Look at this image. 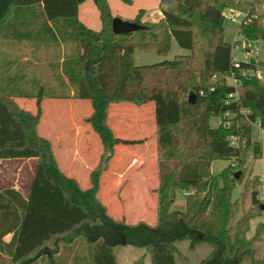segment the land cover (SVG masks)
Masks as SVG:
<instances>
[{
    "label": "trees",
    "instance_id": "obj_1",
    "mask_svg": "<svg viewBox=\"0 0 264 264\" xmlns=\"http://www.w3.org/2000/svg\"><path fill=\"white\" fill-rule=\"evenodd\" d=\"M83 0H0V41L34 39L42 31L75 45L70 59L63 60L62 73L74 88V97L88 100L91 113L85 119L98 136L104 150L96 168L89 172L90 185L59 167L51 142L37 130L42 108L37 94L35 111L21 107L17 94L0 85V159L36 158V166L26 198L12 188L0 190V264H74L72 247L81 240L86 264H117L116 247L145 248L152 264H176V244L188 241L190 247L206 243L211 251L198 264H264L253 243L264 230L258 224L252 237H246L249 213L244 214L235 232L231 226L238 198H232L236 183L247 173L246 163L262 154L253 138L252 127L264 128V81L248 75L238 76V100L226 103L233 87L224 74L231 68L230 43L224 40L221 11L240 7L241 0H169L174 10H162L156 21H143L140 9L131 20L140 29L115 34L112 14L106 0H94L101 28L86 26L78 19ZM130 1V0H125ZM52 28L56 30L53 33ZM249 39H264V22L252 19L242 26ZM20 35V36H19ZM55 35V36H54ZM187 49L170 60L136 65L135 49L164 55L171 40ZM242 68L264 70V61L243 63ZM209 87H214L208 92ZM207 91L200 95L199 91ZM195 94L192 102L188 95ZM57 96V95H56ZM61 96V95H58ZM154 105L155 150L159 185L156 220L128 223L124 216L109 214L98 193L103 171L117 144L140 143L117 137L109 122L111 105L127 103ZM242 109L246 110L245 113ZM232 112L225 126L224 113ZM112 112V111H111ZM214 116L220 120L210 124ZM236 137L231 143L229 136ZM252 151L250 158L249 151ZM215 159L228 160L218 178L211 173ZM239 171L238 178L235 173ZM260 176L254 178L251 202L260 210ZM176 190L183 192L184 211L170 209ZM12 233L7 243L3 238ZM71 250V251H70Z\"/></svg>",
    "mask_w": 264,
    "mask_h": 264
},
{
    "label": "crops",
    "instance_id": "obj_2",
    "mask_svg": "<svg viewBox=\"0 0 264 264\" xmlns=\"http://www.w3.org/2000/svg\"><path fill=\"white\" fill-rule=\"evenodd\" d=\"M161 1L167 3L172 2ZM162 10L164 9L158 8L145 11L141 19L143 21H156L162 16ZM134 17L135 15L133 16L132 14L125 16L127 20H132ZM78 19L92 29L98 30L101 28L98 27V24L94 19L92 20L91 17L86 16V13H82L79 6ZM39 28L40 30L42 29L41 26ZM39 28L36 26L34 39L17 40L6 36L4 40L0 41V85H8L10 90L17 94H30L31 96L29 97L16 95L14 99L21 107L32 112L35 111L36 108V98L33 97L32 94L38 93V87L47 84L57 86L59 91L51 92L52 94H55L54 96L50 97L44 95L41 98L42 113L37 125V130L40 135L46 137L51 142L55 157L63 172L74 176L78 181L82 179L86 180V173L91 169L92 158L94 157L93 154H91L90 149L92 146H97V139L93 134L94 131L85 121L91 113V105L88 100L77 99L74 97V88L69 84L67 77L62 73L63 60L70 59L75 52V45L69 39H67V41H62L61 39H58L57 35H54L55 38H57L56 42L58 43V47L55 48L48 42L44 41L42 31H37ZM52 31L56 34L54 28H52ZM54 48L55 53L53 54ZM144 53L149 54L148 52L139 49L134 50L133 60L136 65L153 64L164 60L161 59L155 62L150 61L152 63H145L146 59H153L147 58L151 56H147ZM52 55L58 60L57 63H60V66H58V77L50 81L49 79L52 76V73L50 72L52 65L51 59L53 58ZM118 105L119 106L113 110L112 115L111 110H109V117L112 116V122L114 125H112V123L110 124L114 132V126L120 132L119 136L115 135L121 137L123 134H129L127 137L121 138L141 140L140 143L131 144L134 146L135 144L139 145L140 147L138 149L141 150H148L151 147H154L156 145V140L154 141V138L150 144L149 136H151V131L155 136V125L150 126V124H146L143 119L136 117V124L132 126L131 123H128L127 119H130L133 115L137 116V113H139L140 110L134 106H126L129 105L127 103H119ZM256 126L260 128L256 136L253 134V138L260 142L261 150L263 152L262 141H264V128H261V126L258 125ZM144 158V154L141 153L140 159L143 162V167L146 164ZM29 159H33V162L32 164H29L26 169L24 168L25 165L22 166L15 163L16 161H30ZM135 161H137V159ZM35 166L36 158L0 159V190L12 188L19 191L21 195L26 198L33 178ZM132 166V164L129 165L127 170L123 172H116L115 177L110 179L107 178V180L115 181L117 187H119L120 183L126 181V179L129 180V178L132 180V186L133 182L137 186H139L140 182L146 184L148 179L145 173L142 172V168L140 174H137L136 176L132 174L129 176L128 173L130 172L127 171ZM260 178L261 181L264 182V178ZM124 203L129 207L128 210L137 205L144 207V204H146L143 197L138 200L135 199ZM254 216L257 215H250L247 221V238L252 237L258 224L264 222V220L257 221L253 225L252 233H250L252 227L250 219ZM11 235L12 233L5 235L3 242L7 243L10 240Z\"/></svg>",
    "mask_w": 264,
    "mask_h": 264
},
{
    "label": "rangeland",
    "instance_id": "obj_3",
    "mask_svg": "<svg viewBox=\"0 0 264 264\" xmlns=\"http://www.w3.org/2000/svg\"><path fill=\"white\" fill-rule=\"evenodd\" d=\"M108 6L110 8V12L113 17H119L123 20H127L125 16L127 15H136V13L143 9L145 11L155 10L158 8L174 10L176 8L175 2H163L161 0H106ZM79 7L81 8L82 13H86V16L91 17V19L97 22L98 27H101V21L99 18L98 8L95 4L94 0H83ZM223 29H224V40L228 43H232L236 39V32L238 30V26L236 24H232L228 21H223ZM59 39V38H58ZM47 42L51 44L53 47H58V43L55 41L54 38H48ZM55 48L54 52L55 53ZM179 51V52H178ZM188 50L181 48L177 45L176 41L172 39L169 51L164 55L158 54H146L147 58H152L153 60L146 59L145 63H152L153 61H158L161 59L168 60L172 59L175 54H184L187 53ZM53 58L51 59L52 65L50 72L52 73L50 81L54 80V78L58 77L59 75V68L60 63H57L55 56L52 55ZM257 60L264 61V43L259 45L257 54L255 55ZM138 61V59H137ZM152 61V62H150ZM261 80L264 81V70L261 71ZM44 93H50L52 91H59L56 85L47 84L44 86H40ZM38 87V90H40ZM125 105V104H122ZM121 105V106H122ZM119 106L117 104H113L111 106V115L113 110ZM126 106H134L137 108L139 113L137 116L133 115L130 119H127L128 123L135 125L136 124V117L139 119H143L146 124L154 125L153 119V110L154 105L152 102L145 103L140 106H135L133 104H129ZM220 119L217 117L212 116L210 118V124L215 126ZM110 123L113 124L112 116L109 117ZM141 123V122H140ZM130 128V127H129ZM260 128V127H259ZM259 128L256 125L252 127V135L257 134ZM262 128V127H261ZM115 134L119 136L120 132L114 126ZM153 129V128H152ZM94 136L97 139V146H92L90 149L91 154H93L91 169L86 173V180H79L82 187H87L90 185L89 181V172L98 166L100 161V155L103 152L105 157L103 161L100 162L101 167H103L106 163L107 155L109 153V149L104 150L103 146L101 145L96 133ZM129 134H123L121 137H127ZM155 138L154 133L151 131V136H149L150 144L152 140ZM155 141V139H154ZM263 143V150H264V141ZM139 145H131V144H118L114 148V154L111 158L108 167L106 170L103 171V175L101 178V187L98 193V196L102 200V202L107 206L109 214L116 218H121L124 216V219L128 223H136L138 221H145L149 224H154L156 220V201H157V192L154 189L159 185L160 176L158 175V165L156 163V150L155 146L151 147L148 150H141L138 149ZM72 153V152H71ZM143 153L145 158L146 164L143 167V162L140 159V154ZM137 159V161H135ZM30 161H16L15 163L24 166L26 169L29 164H32L33 159H29ZM91 160V159H90ZM230 161L223 160V159H215L211 163V173L218 178L220 171L225 168ZM133 165L131 168L128 169L127 172L129 176L132 174L136 176L140 174L141 168L142 172L145 173L147 176L146 184H142L140 182L139 186L135 185L132 180L126 179L120 183L119 187L115 181H108L110 178L115 177L116 172H123L127 170L129 165ZM246 170L247 173L241 176V180L236 183L235 189L233 191L232 198H238V204L236 212L233 216L231 230L234 233L238 227V223H236L241 217L249 213L250 215L256 214L250 219L251 224V231L253 230V225L260 220H264V210H260L256 205H253L251 202L250 192L254 187V178L255 177H263L264 178V151L262 152L260 157L254 158L246 163ZM107 172V173H106ZM107 178H109L107 180ZM113 182V183H112ZM137 186V187H136ZM124 188V189H123ZM257 190L259 193L262 194L264 192V182L259 181L258 185H256ZM141 197L144 198L145 203L144 207L137 205L136 207H129L126 206L124 202L132 201L135 199H140ZM264 204V200L261 201ZM185 208V198L183 196V192L180 190H176L175 201L171 205L170 209L184 211ZM263 215V216H259ZM177 252L175 254L176 264H198L200 260H202L210 251L211 247L206 244L202 243L196 245L194 247H190L188 241H181L176 244ZM253 246L257 249L259 255L264 258V230L258 236V239L253 243ZM83 241L79 240L74 247H72V256L74 257V264H86L85 262V251L83 249ZM71 251V250H70ZM116 259L117 264H152L150 260V255L145 248L142 247H135L132 245H120L117 246L116 249ZM5 256L0 254V258H4ZM45 257H41L42 264H45ZM68 264L69 261H68Z\"/></svg>",
    "mask_w": 264,
    "mask_h": 264
},
{
    "label": "built area",
    "instance_id": "obj_4",
    "mask_svg": "<svg viewBox=\"0 0 264 264\" xmlns=\"http://www.w3.org/2000/svg\"><path fill=\"white\" fill-rule=\"evenodd\" d=\"M169 1V0H164ZM242 5L240 7H226L221 11L222 20L228 21L232 24L238 26L236 32V39L230 43V61L231 68L224 74L227 82L233 87V92L227 95L225 100L226 103L231 101L238 100V76L239 75H248L261 78V70L255 68H242L243 63H249L253 60H257L255 55L257 54L259 45L264 43V39H249L245 36L242 31V26L247 25L252 19H259L264 22V0H241ZM263 61V60H262ZM214 87H209L208 92H212ZM207 91L200 90L199 94L203 95ZM242 112L245 113L246 110L242 109ZM235 113L225 112L223 117V124L225 126L230 125V118H232ZM253 125H259L258 122H255ZM229 139L231 143H236V137L230 135ZM249 156L252 158V151H249ZM260 201L264 200V192L259 193Z\"/></svg>",
    "mask_w": 264,
    "mask_h": 264
},
{
    "label": "water",
    "instance_id": "obj_5",
    "mask_svg": "<svg viewBox=\"0 0 264 264\" xmlns=\"http://www.w3.org/2000/svg\"><path fill=\"white\" fill-rule=\"evenodd\" d=\"M112 31L115 34H126L132 31H135L137 29L142 28L140 24L131 21V20H123L119 17H113L111 22ZM195 98V94L191 93L188 95V99L190 102H192ZM239 171L235 173V178H238Z\"/></svg>",
    "mask_w": 264,
    "mask_h": 264
}]
</instances>
